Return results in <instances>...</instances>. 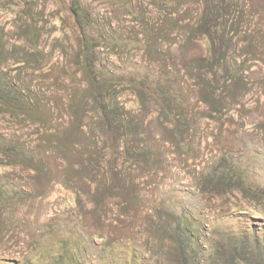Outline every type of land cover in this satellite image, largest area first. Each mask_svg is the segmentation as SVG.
Here are the masks:
<instances>
[{"label":"rangeland","instance_id":"obj_1","mask_svg":"<svg viewBox=\"0 0 264 264\" xmlns=\"http://www.w3.org/2000/svg\"><path fill=\"white\" fill-rule=\"evenodd\" d=\"M185 244L264 264V0H0V264Z\"/></svg>","mask_w":264,"mask_h":264},{"label":"trees","instance_id":"obj_2","mask_svg":"<svg viewBox=\"0 0 264 264\" xmlns=\"http://www.w3.org/2000/svg\"><path fill=\"white\" fill-rule=\"evenodd\" d=\"M221 41H224V39L222 37L219 38V42H221ZM224 42H222V44L218 43V46L213 48L214 60L216 61L215 62L216 65L215 66H218V67L219 66L223 67V65H224V63L222 62V60L224 59V49H223V46H222ZM87 69H91V68H87ZM93 79H95V77H93ZM93 86H95L97 88V84L96 83L93 84ZM163 86H164V84L163 83H159V82H155L154 84H149L148 88H147L148 91L146 93L148 95H152V96L155 97L156 95H158L157 94L158 92L162 93V87ZM136 88H137V91L142 92L140 90L139 86H136ZM156 98L159 99L157 96H156ZM159 100H161V99H159ZM110 148H113V150H117L118 149V145L113 144ZM114 152H116V151H114ZM116 153H118V152H116ZM125 153H126L127 156L133 157V154L130 152V150L127 149V151ZM187 247H188V245L185 244L184 246L179 248L180 249V255H181L180 256V263L181 264H190V262H193V261L195 262L194 255H192V254L190 255L189 254V255L185 256V251H186ZM192 264H197V263L195 262V263H192Z\"/></svg>","mask_w":264,"mask_h":264}]
</instances>
